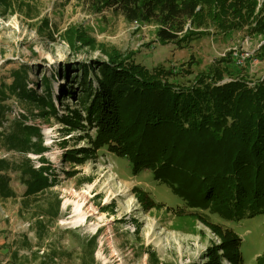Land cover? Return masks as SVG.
Returning a JSON list of instances; mask_svg holds the SVG:
<instances>
[{
	"label": "rangeland",
	"instance_id": "rangeland-1",
	"mask_svg": "<svg viewBox=\"0 0 264 264\" xmlns=\"http://www.w3.org/2000/svg\"><path fill=\"white\" fill-rule=\"evenodd\" d=\"M70 26L95 39V45L78 41L77 47L70 46L65 36ZM157 28L152 21H130L111 9L98 10L89 0H0V84L8 94L0 132L10 131L15 120L34 124L41 128L45 147L25 152L8 147L5 136L0 137V157L12 166L1 172L10 177L14 190V195L0 197V264H14L16 252L18 262L24 264H205L208 248L220 243L205 222L177 214L180 208L194 209L166 183L154 179L151 171L132 172L128 159L107 148L79 162L68 160L69 151L89 146V141L86 130L69 129L61 115L79 108L82 64L106 60L101 46L124 54L131 51L150 69H172L175 74L170 79L181 85H188L198 71L208 69L230 50L241 56L240 61H248L249 77L264 76V60L255 54L261 36L250 37L244 30L211 34L178 47L161 43ZM96 71L97 67L90 76ZM17 72L27 73L28 87L35 88L33 82L40 81L38 94L52 92L57 114H44L37 102L12 92ZM45 77L51 82L50 90ZM89 132L94 136V129ZM27 158L37 168L52 167L51 179L54 174L57 178L50 188L27 194L26 179L16 169ZM134 187L146 191L161 207L144 206ZM77 202L81 209H76ZM57 204L58 214L53 216L50 211ZM198 210L212 223L239 234L244 264L256 263L264 252V214L232 220L209 209ZM222 262L228 264L226 259Z\"/></svg>",
	"mask_w": 264,
	"mask_h": 264
},
{
	"label": "trees",
	"instance_id": "trees-1",
	"mask_svg": "<svg viewBox=\"0 0 264 264\" xmlns=\"http://www.w3.org/2000/svg\"><path fill=\"white\" fill-rule=\"evenodd\" d=\"M89 1L98 10L111 9L130 21L157 23L158 40L178 47L205 35L244 30L250 37H262L255 54L264 60V0ZM65 36L72 47H77L78 41L95 45V39L75 26L67 28ZM100 49L106 60L82 64L79 108L61 115L69 129L86 130L84 137L89 141V146L69 151L68 160L79 162L107 148L128 159L132 172L151 171L154 179L166 183L194 209L185 212L180 208L177 214L197 217L219 236L220 243L208 248L205 264H223L222 259L228 264H244L240 235L212 223L198 209H209L232 220L264 214V76L249 77L248 61H240L241 56L230 50L208 69L198 71L188 85H181L170 79L175 74L172 69H150L135 60L131 51L124 54L113 47ZM95 67L98 71L91 77ZM63 74L69 77L68 72ZM26 77V72L15 74L12 92L37 102L44 107V114H57L52 92L38 94L40 81L33 82L35 88H31ZM44 79L50 90L51 82ZM68 83L73 88V78ZM75 92L70 91L77 95ZM7 97L1 83L0 126L8 111ZM90 129H94V136ZM2 135L10 148L25 152L45 148L41 128L34 124L15 120L14 127L0 132ZM11 167L0 157L2 198L14 195L10 177L1 172ZM16 169L26 179L27 194L50 188L57 178L54 174L51 179V166L37 168L31 158ZM133 189L144 206L161 207L140 187ZM58 209L57 204L50 213L56 216ZM90 239L96 243L95 236ZM17 255L14 264H24L18 262ZM255 264H264V252Z\"/></svg>",
	"mask_w": 264,
	"mask_h": 264
},
{
	"label": "bare ground",
	"instance_id": "bare-ground-1",
	"mask_svg": "<svg viewBox=\"0 0 264 264\" xmlns=\"http://www.w3.org/2000/svg\"><path fill=\"white\" fill-rule=\"evenodd\" d=\"M76 209H81V204L77 202ZM84 217H80L79 220L83 219ZM226 263V262H225ZM228 263V262H227Z\"/></svg>",
	"mask_w": 264,
	"mask_h": 264
}]
</instances>
